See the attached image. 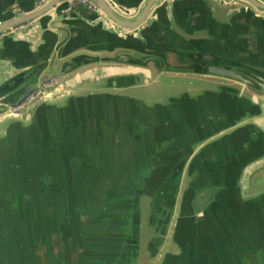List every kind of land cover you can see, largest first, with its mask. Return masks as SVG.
I'll list each match as a JSON object with an SVG mask.
<instances>
[{
  "label": "water",
  "instance_id": "95a60500",
  "mask_svg": "<svg viewBox=\"0 0 264 264\" xmlns=\"http://www.w3.org/2000/svg\"><path fill=\"white\" fill-rule=\"evenodd\" d=\"M66 1L0 0V52L55 33L0 83V264H264V0Z\"/></svg>",
  "mask_w": 264,
  "mask_h": 264
},
{
  "label": "crops",
  "instance_id": "0c3cea01",
  "mask_svg": "<svg viewBox=\"0 0 264 264\" xmlns=\"http://www.w3.org/2000/svg\"><path fill=\"white\" fill-rule=\"evenodd\" d=\"M196 5L201 6V8H203V9H206V8H204L201 0H200V3L197 2ZM213 16L219 21H225L226 20V18H225L226 16L223 15V11L220 8H214L213 9ZM172 28L177 33L182 35L185 39H190V38H192L191 36H193V35H189V34H182V32L180 30H178L174 24H172ZM45 33H46V36H45ZM41 36H42V39H38V40L34 41V43H31L30 47H28L27 49L23 46H19L17 49L13 50V48L11 46H7L3 50H1V52H0V83L3 82L4 80H6L7 78L13 76L14 74H16V70L13 68L14 65L20 66L23 63H26V61H28L30 59L29 56H27L26 50L31 51V52L35 51L39 46L44 45L46 40L52 41L53 38L55 37V33L53 32L52 29H45L44 32H41ZM193 37L201 39L202 43L206 47V49L210 50L216 57H221L222 54L226 52V50L228 51L230 49L231 43L233 41V38H231V36L229 37V39L219 38V37H216L214 35L209 34V32L207 30H203ZM45 38H46V40H45ZM26 42H28V41H26ZM19 51L24 52L23 56L21 55V53H19ZM91 68L92 69L98 68V70H101V74L98 76L89 78L85 81H82L81 83H86L88 81L92 82L94 79H102V78H106V77H109L110 75H114V74L115 75H120V74L121 75H123V74L134 75V74H137V72L139 71L138 69H131L128 67H122V66H118V65H113L111 67V64H108V63L92 65ZM171 75L176 79L180 78V75H177V74H171ZM86 78L87 77H85V79ZM212 80H214V82L218 83L219 85H230L229 83L226 82V80H222V79H218V78H212ZM227 90L228 89H223V90L219 91V93L220 94L221 93L222 94L228 93L229 95L235 96L234 94L227 92ZM246 93H247V97H245L246 100H248V98H250L251 96L255 95L254 91L251 89L246 90ZM239 101H237V102H239ZM254 111H259V109H257V110L254 109ZM262 112H264V110H261V113ZM263 119L264 118H262V117H255L254 119H251V120H252L253 124H256V126H259L264 131V120ZM250 121H247V122L249 123Z\"/></svg>",
  "mask_w": 264,
  "mask_h": 264
},
{
  "label": "built area",
  "instance_id": "2783aa9c",
  "mask_svg": "<svg viewBox=\"0 0 264 264\" xmlns=\"http://www.w3.org/2000/svg\"><path fill=\"white\" fill-rule=\"evenodd\" d=\"M67 8L64 10V12L69 11L77 6H81L82 8L93 12V13H97L98 9L88 0H67ZM56 83V79H51L48 82L44 83L42 85L43 88H47L50 87L52 85H54ZM39 91H33L32 93H30L24 100L23 102L19 105L20 108L23 105L29 103L30 101L34 100L37 96H38ZM15 108V109H17Z\"/></svg>",
  "mask_w": 264,
  "mask_h": 264
},
{
  "label": "rangeland",
  "instance_id": "374dc122",
  "mask_svg": "<svg viewBox=\"0 0 264 264\" xmlns=\"http://www.w3.org/2000/svg\"><path fill=\"white\" fill-rule=\"evenodd\" d=\"M167 83H170V82L167 81ZM163 84H164V83L162 82V84H160V85L158 86V89H160V91H162V90L165 89V87H164ZM144 93H146V92H144ZM144 217H145V215H143V218H144ZM145 227H146L145 220H143V225H142L143 230L145 229ZM143 261H144V258L142 257V258H141V264L143 263Z\"/></svg>",
  "mask_w": 264,
  "mask_h": 264
}]
</instances>
